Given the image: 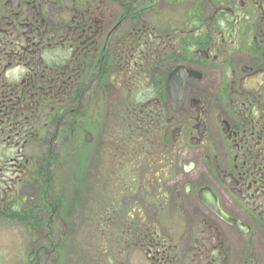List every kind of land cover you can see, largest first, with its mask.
<instances>
[{
	"label": "flooded vegetation",
	"instance_id": "flooded-vegetation-1",
	"mask_svg": "<svg viewBox=\"0 0 264 264\" xmlns=\"http://www.w3.org/2000/svg\"><path fill=\"white\" fill-rule=\"evenodd\" d=\"M70 254L264 264V0H0V264Z\"/></svg>",
	"mask_w": 264,
	"mask_h": 264
},
{
	"label": "rangeland",
	"instance_id": "rangeland-1",
	"mask_svg": "<svg viewBox=\"0 0 264 264\" xmlns=\"http://www.w3.org/2000/svg\"><path fill=\"white\" fill-rule=\"evenodd\" d=\"M188 3H185V5H187ZM189 7V6H188ZM181 9L183 10L184 9V7L183 6H181ZM58 153H60L59 151H58ZM60 154H63V151H61V153ZM55 181H57L58 182V179H56L55 178ZM69 197L71 198V197H74V198H76L77 197V195H73V194H70L69 195ZM71 215H70V218H74V219H76L75 217L77 216V206H74V208H73V210H71ZM16 229V228H15ZM14 229V227L13 226H10V225H6L5 227H4V232H5V234H6V236H13V237H18L19 238V240L21 239V236L18 234V232L16 231ZM54 229H55V232L54 233H58V236L60 235V232H61V229H63V225H62V222H60L59 220H58V222L56 223V225H55V227H54ZM42 234L44 235V232H42ZM55 237H56V240L54 239V247H59V239H58V237H57V235H54ZM75 241V240H74ZM74 241L73 242H70V244H74ZM75 245V244H74ZM52 259L54 260L55 259V254H54V256L52 257ZM62 260V259H61ZM72 264H75V261H70ZM69 262V264H71ZM68 264V263H67Z\"/></svg>",
	"mask_w": 264,
	"mask_h": 264
}]
</instances>
